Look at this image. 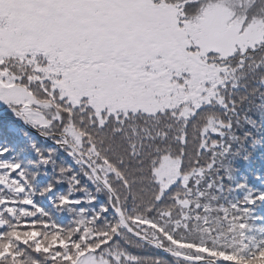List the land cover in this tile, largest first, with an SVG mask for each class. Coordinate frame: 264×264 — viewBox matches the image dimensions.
<instances>
[{"label": "snow or ice", "instance_id": "6c2138e0", "mask_svg": "<svg viewBox=\"0 0 264 264\" xmlns=\"http://www.w3.org/2000/svg\"><path fill=\"white\" fill-rule=\"evenodd\" d=\"M0 264H264V0H0Z\"/></svg>", "mask_w": 264, "mask_h": 264}]
</instances>
